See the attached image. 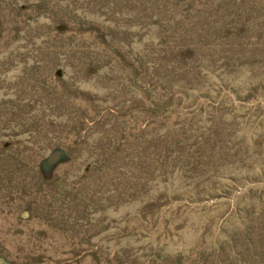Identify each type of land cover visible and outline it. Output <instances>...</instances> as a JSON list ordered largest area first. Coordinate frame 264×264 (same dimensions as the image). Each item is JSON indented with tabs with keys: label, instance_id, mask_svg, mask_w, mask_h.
Listing matches in <instances>:
<instances>
[{
	"label": "rangeland",
	"instance_id": "rangeland-1",
	"mask_svg": "<svg viewBox=\"0 0 264 264\" xmlns=\"http://www.w3.org/2000/svg\"><path fill=\"white\" fill-rule=\"evenodd\" d=\"M0 264H264V0H0Z\"/></svg>",
	"mask_w": 264,
	"mask_h": 264
},
{
	"label": "water",
	"instance_id": "water-1",
	"mask_svg": "<svg viewBox=\"0 0 264 264\" xmlns=\"http://www.w3.org/2000/svg\"><path fill=\"white\" fill-rule=\"evenodd\" d=\"M61 156V152L60 151H56L55 153H53L50 157H49V162L53 163L55 161H57Z\"/></svg>",
	"mask_w": 264,
	"mask_h": 264
}]
</instances>
